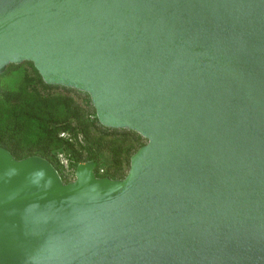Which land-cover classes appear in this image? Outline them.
<instances>
[{
  "label": "water",
  "instance_id": "obj_1",
  "mask_svg": "<svg viewBox=\"0 0 264 264\" xmlns=\"http://www.w3.org/2000/svg\"><path fill=\"white\" fill-rule=\"evenodd\" d=\"M23 62L146 143L67 183L0 147V264H264V0H0Z\"/></svg>",
  "mask_w": 264,
  "mask_h": 264
},
{
  "label": "rangeland",
  "instance_id": "obj_2",
  "mask_svg": "<svg viewBox=\"0 0 264 264\" xmlns=\"http://www.w3.org/2000/svg\"><path fill=\"white\" fill-rule=\"evenodd\" d=\"M5 72L0 77V146L17 159H49L69 181L77 165L92 155L100 175L126 176L130 158L145 138L103 127L86 93L44 86L31 63L9 65ZM62 155L66 165L60 161Z\"/></svg>",
  "mask_w": 264,
  "mask_h": 264
},
{
  "label": "trees",
  "instance_id": "obj_3",
  "mask_svg": "<svg viewBox=\"0 0 264 264\" xmlns=\"http://www.w3.org/2000/svg\"><path fill=\"white\" fill-rule=\"evenodd\" d=\"M23 63H26V62H23ZM23 63H21V64H23ZM27 63H31V62H27ZM21 64H19V65H21ZM31 65L33 66V64L31 63ZM8 68V67H7ZM33 68H34V66H33ZM35 69V68H34ZM37 72V71H36ZM6 72H4L2 75H4ZM38 73V72H37ZM1 75V76H2ZM39 75V74H38ZM0 76V77H1ZM40 77V76H39ZM40 81H41V83L44 85V86H46V87H53V86H56V85H48V84H45L43 81H42V79H41V77H40ZM60 87V86H59ZM62 87V86H61ZM65 88V87H64ZM67 89H71V88H67ZM72 90H75V89H72ZM88 95V94H87ZM98 121V120H97ZM99 123V122H98ZM106 128V127H105ZM111 129V128H110ZM117 130H120V129H117ZM124 130H127V129H124ZM127 131H131V130H127ZM132 133H135V132H133V131H131ZM0 147H3V146H0ZM3 148H5V147H3ZM6 149V148H5ZM6 150H8V149H6ZM9 151V150H8ZM10 152V151H9ZM11 153V152H10ZM12 154V153H11ZM13 155V154H12ZM14 156V155H13ZM16 158V157H15ZM44 158V157H43ZM17 159V158H16ZM45 159H47V158H45ZM48 161H50L49 159H47ZM97 157L95 156V155H92V156H90L89 158H88V161H92L93 163H94V171H95V173H96V175L98 176V177H108V176H102V175H100L99 173H98V169H97ZM51 162V161H50ZM52 163V162H51ZM53 164V163H52ZM111 178V177H110ZM112 179H117V178H112ZM120 179V178H119ZM65 183H67V182H69V180H67V179H62Z\"/></svg>",
  "mask_w": 264,
  "mask_h": 264
},
{
  "label": "built area",
  "instance_id": "obj_4",
  "mask_svg": "<svg viewBox=\"0 0 264 264\" xmlns=\"http://www.w3.org/2000/svg\"><path fill=\"white\" fill-rule=\"evenodd\" d=\"M60 161L63 165H66L67 164V160L64 158V156H60Z\"/></svg>",
  "mask_w": 264,
  "mask_h": 264
}]
</instances>
